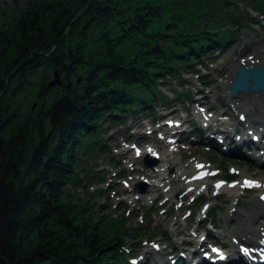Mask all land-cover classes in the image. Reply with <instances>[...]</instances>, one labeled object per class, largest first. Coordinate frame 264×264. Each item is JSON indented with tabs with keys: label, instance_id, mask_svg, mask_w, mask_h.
<instances>
[{
	"label": "trees",
	"instance_id": "obj_1",
	"mask_svg": "<svg viewBox=\"0 0 264 264\" xmlns=\"http://www.w3.org/2000/svg\"><path fill=\"white\" fill-rule=\"evenodd\" d=\"M204 2L196 19L182 0H34L5 23L0 13V264H123L122 238L77 211V154L100 122L154 114L159 79L222 47L229 19L239 28ZM208 15L219 26L188 31Z\"/></svg>",
	"mask_w": 264,
	"mask_h": 264
},
{
	"label": "rangeland",
	"instance_id": "obj_2",
	"mask_svg": "<svg viewBox=\"0 0 264 264\" xmlns=\"http://www.w3.org/2000/svg\"><path fill=\"white\" fill-rule=\"evenodd\" d=\"M212 1H214L213 5L208 4V11L211 10L215 21L222 19L220 15L224 11L229 14V18L231 14L235 13V22L237 21L239 28L236 25L229 27L231 26L230 19L225 27L220 25L221 30H224L223 32L230 30L234 32L229 37L228 44L221 51L216 49L208 50L209 52L205 51L200 63L205 67L198 64V60H192L188 64L190 73L184 74V70L178 68L176 72L178 78L159 79L155 91H158L160 99L162 98L164 102H170L169 106L165 105L167 106L166 109L158 106L155 109V116L147 113L131 112L122 116V124L119 125H115L111 121L100 122L97 125L99 127L96 129L95 141L84 144L85 150L77 154L75 163L78 169L76 176L72 178L76 188L74 195L78 196L79 199L77 211L80 212L82 218L89 217L91 221L99 222V224L103 222L102 225L105 226L108 233L114 234V237L122 238L123 243L117 248L118 254L123 256L126 248L132 249L131 253L123 256V261L125 260L122 262L123 264L129 263L137 255L149 250L150 242L159 241V239L163 242L165 241L164 238H167V244L170 248L172 242L169 238L173 240L181 239L185 237L186 233L191 232L193 235L198 236L210 227L207 225L209 222L215 228V234H213L215 238L205 239L204 245L216 241L228 242L226 238L221 239L220 234H224V230L230 231L231 228L241 229L242 221L247 220L245 218L247 216L246 212L260 208L257 204L252 203V200L258 198L260 194L258 189L244 192L239 185L233 186V190L230 192L227 191L231 189L227 184L234 182L237 185L241 182V178L245 177L251 178L253 181L261 180L264 178V168L262 166L251 162L241 163L239 159L231 162L230 157L204 146H199L196 143L186 147L178 144L165 147V138L168 133L166 122L168 120L182 119L183 113L181 114L180 111L184 110L188 114L186 119L188 124L191 120L193 121L191 116L193 108L190 101L197 100L195 103L198 106L205 107L206 110L216 116H219L220 112L228 114L231 117L230 120L233 121L232 105L223 99L220 85V80L225 76H229L230 71L228 70L225 74L218 73L219 70L227 69V62L238 59L244 45L248 46L251 51L245 57L246 60L249 61L256 54H259L258 58L255 59L257 61L255 62L256 66L261 65L258 62L264 60V12L260 14L256 11L257 7L264 5V0H228L229 4L223 7L220 6L221 0ZM33 3L34 0H0V13L2 12L5 15L3 23L7 18H11L15 12L23 11L28 4ZM182 3L193 6L190 11L191 19L206 14L199 13L204 11L200 7L201 4H205L204 0H182ZM252 9L255 12H252ZM186 10V8L183 9V11ZM211 19L213 18L209 15L206 16L202 23L188 31L199 33L210 26H219L211 23ZM183 23L184 21L180 24ZM18 67L14 68L11 75L15 74ZM197 74L199 76H196ZM52 78L53 76L50 75L48 81H51ZM185 96L189 100H186ZM200 97H207L208 101L201 104L198 101ZM30 108L33 110L34 104H31ZM173 110H176L177 113L173 114ZM180 115L181 117H179ZM155 119L162 122L156 126ZM134 124H138L139 127H131L132 129L126 131V127ZM153 130L157 132L151 134ZM242 132L244 133L245 130L243 129ZM130 135H135V138L139 140L126 143L125 139ZM140 136L147 137V140L144 141L143 138H139ZM87 139H89L88 136L81 139L80 142H85ZM148 151L151 152L149 153V159H154V156H157V162L151 169L144 168V153H148ZM179 151L182 153L180 154ZM166 159L177 164L180 173L176 176L173 173H168L158 178L159 173L157 171L162 168L163 161ZM195 164H201L204 168H210V170H218L217 177L210 182L193 180L185 185V180L181 177ZM153 170L156 173L152 174L154 175V181H151L147 175ZM217 179L223 180L225 185L221 189H216L214 198L206 199L202 197V201L209 200L208 203L214 205L209 208L208 212L218 205L219 211L216 216L214 211H211L205 223H202L201 231H198L199 228L195 224L196 215L192 214V204L199 207L202 202H192L190 198L181 199V196L188 186H201L208 183L214 187V182ZM139 183L146 184L145 188H140L141 191L143 190V194H139L134 190V186ZM153 184H157L158 189L148 188ZM190 196L191 194L188 197ZM232 197L237 198L234 206L236 211L233 215L236 220L227 224V211L232 203L230 200ZM178 204L181 210H176ZM237 213L244 217L237 218ZM187 215L191 216L186 217ZM186 221H190V224L187 225ZM175 223H177V226H173ZM162 232L164 235H160ZM181 233L182 237H178L177 235ZM151 257L149 256L150 260Z\"/></svg>",
	"mask_w": 264,
	"mask_h": 264
},
{
	"label": "bare ground",
	"instance_id": "obj_3",
	"mask_svg": "<svg viewBox=\"0 0 264 264\" xmlns=\"http://www.w3.org/2000/svg\"><path fill=\"white\" fill-rule=\"evenodd\" d=\"M215 48H210V50H213ZM208 51V52H209ZM216 51V50H215ZM250 48L246 45L243 46L239 56H238V59L234 60L233 62H227L226 63V66H228L227 69H222V70H219L218 73H227L228 70L230 71V75L232 76V74L234 73V69L236 66H242L244 68H253V67H256V64L255 62H257L255 59L258 58L259 54H256L253 58H251L249 61L245 59V57L247 55L250 54ZM204 57L203 56H200L199 59H198V64L201 63V60L202 58ZM259 64L261 65H264V60L263 61H259L258 62ZM201 66L205 67L204 65L200 64ZM190 69V67H188L186 69V71L184 73H190L191 71L188 70ZM201 80V78H200ZM228 81H229V77L225 76L224 78H222V80H220V83H221V86H222V91H223V98L226 99L231 105H234L233 108H235L236 110H248L250 111L248 113V118H247V121L245 123H243L245 125V129L246 130H249L250 128H254L256 131H258L257 133H259L260 135V138L261 139H264V94L262 95H246V96H229L226 92V87H227V84H228ZM209 84V83H208ZM207 84V86H208ZM212 83L210 82V85ZM197 102V100H194ZM201 104H205L207 101H208V98L207 97H203L201 98L200 100H198ZM174 102V101H172ZM165 104L167 106H169L170 102H165ZM174 111V112H173ZM173 114L177 113L176 110H173ZM180 113V112H179ZM178 113V114H179ZM133 117V116H132ZM138 118V117H136ZM115 125H119V124H122V120L120 121H115L114 122ZM244 125H239L237 122L235 123H230L228 122L227 123V127L229 130H225V133L227 134V139H229V135L233 134V132H236V131H240L242 132L243 129H244ZM131 127L133 128H138L139 125L138 124H134L133 126H128L126 127V131L128 129H130ZM132 129V128H131ZM154 132H151V134H154ZM247 136V132L245 131L244 133H242V136L237 139V140H232V143L234 144V148H233V152L234 154L229 156L230 157V161L231 162H234L235 159H239L241 161V163L243 162H248L250 163L244 156L247 155L250 150L248 149V146L250 145L252 148H254V144H251L248 139L246 138ZM139 138H143L144 141L147 140V137H142L140 136ZM181 138L182 140H189L191 138H193V136L191 135H187V134H182L181 135ZM138 138H135V135H130L128 136L126 139H125V142L126 143H130L128 141H138L137 140ZM233 139V138H232ZM131 143H135V142H131ZM138 144H141V143H138ZM208 146V145H206ZM209 147V146H208ZM212 150H215V151H218V152H221L219 148H217L216 146H211L210 147ZM149 153H151L150 151H148V153H144V156L145 155H148ZM179 153L181 154L182 152L179 151ZM222 153V152H221ZM127 155V154H126ZM252 164H256V165H259L258 163H252ZM198 165V164H197ZM203 166V165H202ZM247 170V168H246ZM124 171H127V170H124ZM155 170H153L152 172H150V174H148V179L151 180V181H154L153 178H154V175L152 174H155ZM157 173H159L158 175V178L160 176H164L165 174H174L175 176L178 175L180 173V170L178 168V165L175 164L172 160H169V159H166L163 161V165H162V168H159V170L157 171ZM197 174V171H196V166H191L189 168V171L181 178H183V180H185V185H188V183L192 182L193 179H195V176ZM180 178V179H181ZM243 180H252L251 178H242L241 181L243 182ZM253 181V180H252ZM242 182L241 183H238L236 186H239V185H242ZM255 182L254 183V186L251 187V190H257L260 192L258 198H255L252 200V203L253 204H257V206H259L260 208H258L257 210L255 211H247V216H245V218L248 220H245V221H242L241 223V229H237V230H234V231H226V234L229 238H235L236 236L239 235L240 237V241H242L244 243V245L246 244V242L248 241V239L251 240V243L252 241H254L255 239L259 238L260 236H264V178H262L261 180H258V181H253ZM256 184L260 185V186H255ZM158 185L157 184H153V186H149L148 188L149 189H158ZM185 187V186H184ZM189 188L184 189V192L181 196V199H186L188 198V196L192 193V192H195V193H198L200 191H204V192H209L210 194H212L213 191L216 190V188L212 187L210 184H203L201 186H196V185H192V186H188ZM253 187H255V189H253ZM188 190V191H187ZM233 189H228L227 191H232ZM230 200L232 201V203L229 205L231 207L234 208L235 204H236V201H237V198L235 197H232L230 198ZM250 203V204H252ZM180 206H178V208H176V210H181V208H179ZM230 207V208H231ZM215 209H218V207H215ZM235 214V211L234 212H230L226 218V223H232L234 222L236 219L233 218V215ZM240 217V218H243L244 216L241 215L240 213H237V218ZM186 224L189 225L190 224V221H186ZM174 226H177V223L174 224ZM197 227H201V223H199L197 225ZM239 228V226H238ZM178 229V228H177ZM224 234H225V230H224ZM175 247L177 248H181L182 247V244L181 242H175ZM132 249H128L126 248V250L124 251V254L123 256H127L128 253H131ZM234 256L237 257V262L235 264H244L246 262V258L243 256H239L237 255L236 253L233 254ZM141 256L144 258L146 256H150V251L149 250H146L144 251ZM152 257L155 258L156 260H161L160 255L157 254V253H153L152 254ZM183 264H188V263H183Z\"/></svg>",
	"mask_w": 264,
	"mask_h": 264
},
{
	"label": "water",
	"instance_id": "obj_4",
	"mask_svg": "<svg viewBox=\"0 0 264 264\" xmlns=\"http://www.w3.org/2000/svg\"><path fill=\"white\" fill-rule=\"evenodd\" d=\"M53 78L48 81L45 89L49 90L59 85V79L56 71H53ZM79 79L77 78L76 83ZM230 85L228 86V94L231 96H246L249 94L262 93L264 94V66H259L256 69H247L242 66H236L234 73L230 78ZM250 82V83H249ZM146 168H151L154 163H147L144 161ZM140 186H145L143 183L135 185L138 193H143V190H139Z\"/></svg>",
	"mask_w": 264,
	"mask_h": 264
},
{
	"label": "snow or ice",
	"instance_id": "obj_5",
	"mask_svg": "<svg viewBox=\"0 0 264 264\" xmlns=\"http://www.w3.org/2000/svg\"><path fill=\"white\" fill-rule=\"evenodd\" d=\"M201 111H202V110H201ZM198 167H202V165H198ZM202 175H203V174H202ZM254 183H255V182H253V181H251V180H245V181H244V185H245V186H248V187H252V186H254ZM220 186H221V185H220L219 183L216 184V187H217V188H219ZM255 186H260V185L256 184ZM262 198H264V197H262ZM212 251H213V252H216V251H218V250H217V249H212Z\"/></svg>",
	"mask_w": 264,
	"mask_h": 264
}]
</instances>
